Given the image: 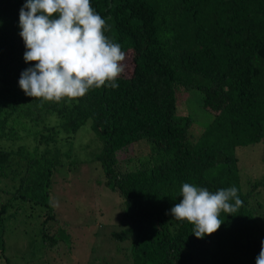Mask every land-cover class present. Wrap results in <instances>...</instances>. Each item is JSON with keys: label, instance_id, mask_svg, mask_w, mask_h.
Returning <instances> with one entry per match:
<instances>
[{"label": "trees", "instance_id": "16d2710c", "mask_svg": "<svg viewBox=\"0 0 264 264\" xmlns=\"http://www.w3.org/2000/svg\"><path fill=\"white\" fill-rule=\"evenodd\" d=\"M25 2L0 0V235L10 209L37 222L52 248L72 251L67 225L53 231L61 222L53 175L78 165L85 149V162L101 166V187L122 201L112 239L130 242L132 264H256L264 176L244 190L237 149L264 143V0H90L126 53L124 72L118 88L70 103L42 102L19 86L36 63L25 62L19 34ZM199 100L208 112L200 119ZM85 127L87 137L76 138ZM183 183L234 185L243 206L197 238L170 214Z\"/></svg>", "mask_w": 264, "mask_h": 264}, {"label": "clouds", "instance_id": "9594fccd", "mask_svg": "<svg viewBox=\"0 0 264 264\" xmlns=\"http://www.w3.org/2000/svg\"><path fill=\"white\" fill-rule=\"evenodd\" d=\"M2 24V21H0ZM25 62H36L21 72L25 95L42 102H67L100 87L118 88L126 59L122 46L107 33L110 25L90 0H26L19 12ZM236 186L210 191L183 183V199L170 209L173 218L193 225L203 239L224 223L223 215H237L243 206ZM264 264V241L256 257Z\"/></svg>", "mask_w": 264, "mask_h": 264}, {"label": "rangeland", "instance_id": "374dc122", "mask_svg": "<svg viewBox=\"0 0 264 264\" xmlns=\"http://www.w3.org/2000/svg\"><path fill=\"white\" fill-rule=\"evenodd\" d=\"M195 93L201 95L197 90L192 95ZM196 110L199 119L208 114L202 109L200 100L196 102ZM85 130L90 132L85 127L76 138L87 137ZM87 153L90 154L91 150H83L84 159L78 165L62 167L53 175L52 204L61 220L55 223L53 231L59 225H67L72 251L64 243L52 248L42 237L37 222L31 218L30 226L11 212L14 210L8 209L4 213V232L0 235V239L4 235L8 263L0 256V264H132L130 242L112 239V232L122 227V201L101 187L104 181L101 166L98 162H85L91 161L85 157ZM237 156L241 186L246 190L250 178L264 176V143L238 148ZM259 193L264 195V192ZM59 245L60 251L54 250Z\"/></svg>", "mask_w": 264, "mask_h": 264}]
</instances>
